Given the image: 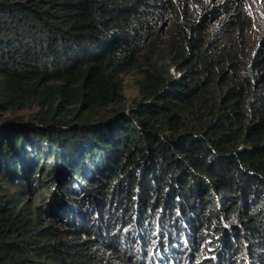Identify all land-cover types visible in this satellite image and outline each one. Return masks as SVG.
I'll return each mask as SVG.
<instances>
[{"label": "trees", "instance_id": "16d2710c", "mask_svg": "<svg viewBox=\"0 0 264 264\" xmlns=\"http://www.w3.org/2000/svg\"><path fill=\"white\" fill-rule=\"evenodd\" d=\"M262 4L0 0V264H264Z\"/></svg>", "mask_w": 264, "mask_h": 264}, {"label": "rangeland", "instance_id": "374dc122", "mask_svg": "<svg viewBox=\"0 0 264 264\" xmlns=\"http://www.w3.org/2000/svg\"><path fill=\"white\" fill-rule=\"evenodd\" d=\"M262 2H263L262 5L264 7V0H262ZM263 17H264V15H263ZM124 96H125L124 100H125V103H126L127 106H132L140 98L138 86L136 85L133 76H126L125 77ZM30 112H31V110H20L17 113L18 114L28 115ZM7 188L9 189L8 192H10L12 190V187H11L10 184H7ZM40 192H41V190H31L30 193H28V196H29L28 197V201H30V203L33 202L35 205L39 204L41 202L40 201L41 197H39V195L41 194ZM81 197L82 196H79V198H81ZM50 201H51V195L48 194L46 203H44V204H49ZM218 221L220 222V220H218ZM226 231H228V230H221L220 229V233H219L218 237H221L223 234H226ZM229 231L233 232V230H229ZM204 246H205V249L207 251V254L204 256V258L198 260V262L201 263V264H205V261H207L206 258H209V256L212 257V258H216L215 254L212 252V249H213L212 246L209 243H207ZM204 246L202 247V249L204 248ZM173 252H175V250ZM190 254L194 258V261H197L196 258H197V255H198V250L192 251V252H190ZM146 256L147 255L143 254L140 258L143 259L147 264H152V262L149 259H147ZM167 257L168 258H173V257H176V256L174 255V253H168ZM168 258H165V257L159 258V260H158L159 263L158 264H167V260L166 259H168Z\"/></svg>", "mask_w": 264, "mask_h": 264}]
</instances>
